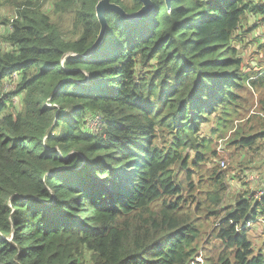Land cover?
<instances>
[{
	"label": "trees",
	"instance_id": "1",
	"mask_svg": "<svg viewBox=\"0 0 264 264\" xmlns=\"http://www.w3.org/2000/svg\"><path fill=\"white\" fill-rule=\"evenodd\" d=\"M100 1L0 12V264H264V0Z\"/></svg>",
	"mask_w": 264,
	"mask_h": 264
},
{
	"label": "rangeland",
	"instance_id": "2",
	"mask_svg": "<svg viewBox=\"0 0 264 264\" xmlns=\"http://www.w3.org/2000/svg\"><path fill=\"white\" fill-rule=\"evenodd\" d=\"M11 0H0V12L5 16H9L12 12V7L8 3ZM253 20L250 18V22L247 19L246 24L248 25V28L253 27L254 25H251ZM261 31H264L263 29H260ZM256 33H259V30L255 31L254 35ZM252 36L251 34H249ZM250 52L247 53V58L250 57ZM251 68L256 69V64L254 62L251 63ZM98 122H94L90 124V127L94 130L96 126L98 125ZM220 141H214L213 147L216 144H220ZM240 158L236 157L234 160L229 158L227 159L226 163L227 166L224 169L228 172L227 175V183L229 192L225 199L224 207L230 206L234 204V201L240 193L247 192L250 190H253L254 187H250L246 184V176L250 173L252 176H256L255 173L259 175H264L261 173V171L264 168V162L263 158H259L257 156L253 158H248L244 160H239ZM221 164V163H220ZM221 166V165H220ZM222 170V169H221ZM255 172V173H253ZM239 176V178H238ZM250 177L249 180H252L254 177ZM257 178V177H255ZM264 188V187H263ZM250 192V191H249ZM256 195L261 196L262 192H255ZM258 216V222L251 226V240L254 244V247L256 251H264V212L263 210H259L257 213ZM201 257V256H200ZM198 263H202L201 258L197 259Z\"/></svg>",
	"mask_w": 264,
	"mask_h": 264
},
{
	"label": "water",
	"instance_id": "3",
	"mask_svg": "<svg viewBox=\"0 0 264 264\" xmlns=\"http://www.w3.org/2000/svg\"><path fill=\"white\" fill-rule=\"evenodd\" d=\"M139 1L142 3L143 7L136 14H127L119 6L111 4L109 2V0H102L97 4L96 15H97L98 21L100 23L101 29H100V33L98 35V38H97L95 44L88 51L87 55L94 54L98 50V48L100 47L101 43L103 42V39H104L105 34H106V28H107V23H106V20L104 17L105 12H107V11L113 12L125 21L134 22V21L142 18L143 16L149 14L153 10V4H152L151 0H139ZM170 1L171 0H165L168 10L170 9Z\"/></svg>",
	"mask_w": 264,
	"mask_h": 264
},
{
	"label": "built area",
	"instance_id": "4",
	"mask_svg": "<svg viewBox=\"0 0 264 264\" xmlns=\"http://www.w3.org/2000/svg\"><path fill=\"white\" fill-rule=\"evenodd\" d=\"M221 166V169L222 170H224L225 168H226V166H227V163H226V161H224V162H221V164H220Z\"/></svg>",
	"mask_w": 264,
	"mask_h": 264
}]
</instances>
